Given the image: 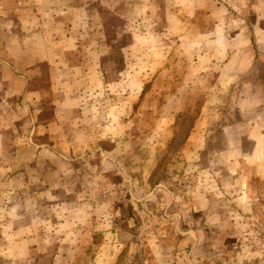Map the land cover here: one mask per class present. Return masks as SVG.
Segmentation results:
<instances>
[{"label":"rangeland","instance_id":"374dc122","mask_svg":"<svg viewBox=\"0 0 264 264\" xmlns=\"http://www.w3.org/2000/svg\"><path fill=\"white\" fill-rule=\"evenodd\" d=\"M262 63L264 0H0V264H264Z\"/></svg>","mask_w":264,"mask_h":264},{"label":"crops","instance_id":"0c3cea01","mask_svg":"<svg viewBox=\"0 0 264 264\" xmlns=\"http://www.w3.org/2000/svg\"><path fill=\"white\" fill-rule=\"evenodd\" d=\"M217 63L213 67L206 68L207 71H203L204 78L207 77V81H211L212 83L214 79L222 80L223 82H231L227 86H230L229 89H232L234 85H232L237 79H240V75L243 73H247L251 71V66L246 68L237 65H230L228 57H222L223 62H220V57L217 55L215 57ZM227 60V61H226ZM255 59H253L254 61ZM264 64V63H262ZM212 73L210 74V72ZM201 73V74H202ZM237 78V79H236ZM239 83V82H238ZM252 83H244L242 82L239 86L242 89H249V86ZM194 85V84H193ZM232 85V86H231ZM248 91V90H247ZM237 110L239 113L245 115L243 123V132L233 140V138L226 137V142L228 145H231L232 142L236 144L237 149L235 150H227V153H243V143L244 140H250L252 142L253 154L255 153H264V98L260 96H242L237 99ZM249 115V116H246ZM202 120V119H201ZM200 121V120H199ZM201 122V121H200Z\"/></svg>","mask_w":264,"mask_h":264}]
</instances>
